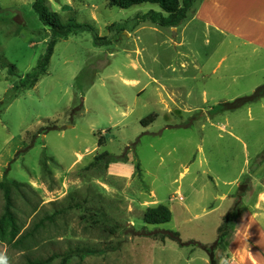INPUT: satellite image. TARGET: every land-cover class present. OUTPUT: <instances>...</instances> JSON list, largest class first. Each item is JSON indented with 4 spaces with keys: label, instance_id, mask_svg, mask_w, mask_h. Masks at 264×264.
<instances>
[{
    "label": "rangeland",
    "instance_id": "374dc122",
    "mask_svg": "<svg viewBox=\"0 0 264 264\" xmlns=\"http://www.w3.org/2000/svg\"><path fill=\"white\" fill-rule=\"evenodd\" d=\"M197 1L167 27L140 18L160 10L154 3L48 0L62 21L91 23L109 43L94 45L87 31L59 38L35 85L0 104V181L23 184L10 185L13 241L39 224L24 245L0 240L4 264L53 253L42 264H208L204 250L160 235L210 244L246 174L243 207L264 193V96L216 107L264 83V52L234 48L228 33L193 15ZM32 2L0 0V56L20 78L49 39ZM16 80L0 68V103ZM150 113L156 118L144 131L140 119ZM78 153L83 160L74 162ZM118 162L132 163L131 178L108 174ZM158 203L171 219L145 223L144 209ZM3 204L0 188V216ZM225 254L219 250V264Z\"/></svg>",
    "mask_w": 264,
    "mask_h": 264
},
{
    "label": "trees",
    "instance_id": "16d2710c",
    "mask_svg": "<svg viewBox=\"0 0 264 264\" xmlns=\"http://www.w3.org/2000/svg\"><path fill=\"white\" fill-rule=\"evenodd\" d=\"M195 0H108L109 5L117 6L120 8H128L135 4L140 3H154L160 7V10L150 9L141 15V19L148 20L160 26L173 27L180 24L187 16L189 9L192 7ZM48 0H33L32 9L36 13L38 19L49 28V39L46 43L44 53L37 60L36 65L28 71L22 78L18 77L16 73V68L13 63L8 62L3 56H0V68L6 70L9 78L17 79L10 88V94L7 96L6 100L2 101L0 104L6 106L12 99H14L20 92L32 87L38 81L39 77L46 72L47 66L49 64L50 57L53 52L54 45L59 38H65L71 34H76L78 32L87 31L92 35V41L94 45H106L109 40L105 36H98L94 30L91 23L88 22H77L73 19H67L62 21L60 15L49 8L47 4ZM264 96V83L257 86L254 91L245 96L238 97L229 102H221L216 105L220 110L222 109H235L242 105L254 102ZM156 118L155 113H150L140 119V123L143 126H148ZM103 136L98 138V145L103 143ZM103 156H109L111 158H117L119 156H114L108 152L101 154ZM97 156H95L96 158ZM250 179V174H246L244 181L238 185L237 188V199L225 212L222 222L217 229V235L215 240L210 244L201 243L195 240L182 241L176 231H164L165 233L160 235V240L163 241L165 238H171L178 242L179 245H191L192 247H198L204 250L208 256V264H219L218 253L219 250L227 249V237L233 232L236 219L244 210L241 198L248 190V180ZM10 185L18 187L23 185L17 181H0V188L3 190V212L0 216V240L6 241L8 244L13 245H24L27 238H32L34 232L37 231L39 224H36L32 229L25 231L23 234L18 236L16 240L13 241V237L17 232L16 226V216L14 214L13 202L10 196ZM142 219L148 224H159L168 222L171 219V211L165 204L158 203L156 205L148 206L144 209L142 213ZM11 236H9V234ZM57 253H53L47 258H31L28 257V262L30 264H42L45 261L54 258ZM66 259V258H65ZM228 259V254L226 253L223 260ZM64 261V260H63Z\"/></svg>",
    "mask_w": 264,
    "mask_h": 264
},
{
    "label": "crops",
    "instance_id": "0c3cea01",
    "mask_svg": "<svg viewBox=\"0 0 264 264\" xmlns=\"http://www.w3.org/2000/svg\"><path fill=\"white\" fill-rule=\"evenodd\" d=\"M212 10L219 15L223 14L221 18L227 20V23L211 22ZM193 15L206 26L215 25L214 29L220 34L228 33L230 40L234 41V48L244 45L253 53L264 52V0H198ZM145 128L144 131H151L149 125ZM79 160H83V155L78 153L74 162ZM133 169L130 162L110 163L108 174L131 178ZM179 176L183 177V172ZM194 180L195 177L189 184ZM219 197L225 199L228 195L222 193ZM262 206L264 193L257 191L252 202L245 204L244 210L237 217L233 232L227 237L228 259L222 260L220 264H264V222L260 221L264 217L260 211L264 209Z\"/></svg>",
    "mask_w": 264,
    "mask_h": 264
},
{
    "label": "clouds",
    "instance_id": "9594fccd",
    "mask_svg": "<svg viewBox=\"0 0 264 264\" xmlns=\"http://www.w3.org/2000/svg\"><path fill=\"white\" fill-rule=\"evenodd\" d=\"M0 264H4V262L3 261H0Z\"/></svg>",
    "mask_w": 264,
    "mask_h": 264
}]
</instances>
